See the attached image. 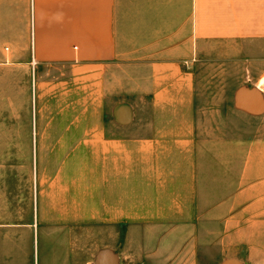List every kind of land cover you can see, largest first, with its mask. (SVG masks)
Here are the masks:
<instances>
[{
    "label": "crops",
    "instance_id": "crops-1",
    "mask_svg": "<svg viewBox=\"0 0 264 264\" xmlns=\"http://www.w3.org/2000/svg\"><path fill=\"white\" fill-rule=\"evenodd\" d=\"M217 40L264 67V0H0V264H197L199 242L242 264L264 73L197 136L192 68Z\"/></svg>",
    "mask_w": 264,
    "mask_h": 264
},
{
    "label": "rangeland",
    "instance_id": "rangeland-1",
    "mask_svg": "<svg viewBox=\"0 0 264 264\" xmlns=\"http://www.w3.org/2000/svg\"><path fill=\"white\" fill-rule=\"evenodd\" d=\"M240 45L241 43L238 40L214 41L211 47L199 55L197 67L192 68L195 74L198 75V88L195 93V129L197 136H202L208 132L206 130L207 120L209 117L212 118V115H210L212 111L221 112L226 107L238 106L240 99H235L238 92L244 87H253V80L257 78L259 73H264V67H256V64L261 61L248 59L245 51L238 50ZM4 47L6 46L4 45ZM262 64H264L263 61ZM219 115H216V117H219ZM6 167L9 168V164ZM2 171L3 165L0 164V173ZM0 177H2V174H0ZM21 191L25 193L23 197L27 202L28 189L25 188ZM16 192H19V189ZM13 193L15 192L12 186L1 187L0 202L12 201L15 197ZM25 213L26 217H29V212L26 211ZM217 229L213 228L212 231L213 238L216 240L218 237L215 235L219 232ZM260 231V237L253 240L254 244L252 246L255 249L253 248L251 252L246 248L244 249L242 264H264V228H260ZM93 250L94 244L90 235L86 238L85 243L86 261L90 259ZM218 250L219 246L215 243L199 242L197 244V264H219L221 259L218 258L220 255Z\"/></svg>",
    "mask_w": 264,
    "mask_h": 264
},
{
    "label": "bare ground",
    "instance_id": "bare-ground-1",
    "mask_svg": "<svg viewBox=\"0 0 264 264\" xmlns=\"http://www.w3.org/2000/svg\"><path fill=\"white\" fill-rule=\"evenodd\" d=\"M264 82V81H263Z\"/></svg>",
    "mask_w": 264,
    "mask_h": 264
}]
</instances>
